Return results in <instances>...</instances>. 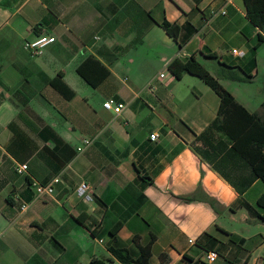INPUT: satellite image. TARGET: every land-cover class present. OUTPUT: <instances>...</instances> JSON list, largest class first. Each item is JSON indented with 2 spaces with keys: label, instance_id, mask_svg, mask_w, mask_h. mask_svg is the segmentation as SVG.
<instances>
[{
  "label": "crops",
  "instance_id": "1",
  "mask_svg": "<svg viewBox=\"0 0 264 264\" xmlns=\"http://www.w3.org/2000/svg\"><path fill=\"white\" fill-rule=\"evenodd\" d=\"M162 19L177 24L175 40ZM38 33L55 39L30 55L22 41ZM258 33L242 0H0V264H123L110 247L134 256V237L150 242L149 264H264L263 182L218 130L198 135L216 93L166 66L190 54L213 61L207 70L263 115L264 95L250 109L224 84L255 70ZM87 54L108 69L95 86L76 71ZM108 98L123 102L118 113L102 106ZM56 175L52 193L36 196L31 182ZM79 181L91 198L75 192Z\"/></svg>",
  "mask_w": 264,
  "mask_h": 264
},
{
  "label": "trees",
  "instance_id": "2",
  "mask_svg": "<svg viewBox=\"0 0 264 264\" xmlns=\"http://www.w3.org/2000/svg\"><path fill=\"white\" fill-rule=\"evenodd\" d=\"M242 3L246 17L264 35V0H242ZM159 25L175 40L178 30L176 23L162 19ZM263 35L258 33L256 42L250 48L247 60L248 69L253 68L255 65L254 49L257 43L264 38ZM208 55L215 56L213 52H210ZM166 66L176 78H179L183 72L196 75L218 96V104L214 118L198 135L201 136L209 128L218 130L229 141L230 151L245 161L253 176L261 179L263 189L256 198V204L263 209V212L258 214V216L264 220V114L259 115L254 111H249L241 103L236 101L230 91L222 86L193 54H190L184 60L178 57H172ZM76 71L92 86L98 84L108 73L107 67L92 54L84 56L77 64ZM247 71L249 70H242L243 76L232 72L228 75L235 79H248L250 74ZM51 83L62 92L63 88H66L67 93L64 94L65 96L72 94V90L68 88L62 79L56 78ZM261 105L264 109V99L261 101ZM114 227H117V224ZM111 231L113 232L114 230ZM203 233L208 235L213 241H216V238L207 232L204 231ZM133 240L137 247L136 255H130L124 247H110L111 253L123 264H149L150 242L140 244L135 237Z\"/></svg>",
  "mask_w": 264,
  "mask_h": 264
},
{
  "label": "built area",
  "instance_id": "3",
  "mask_svg": "<svg viewBox=\"0 0 264 264\" xmlns=\"http://www.w3.org/2000/svg\"><path fill=\"white\" fill-rule=\"evenodd\" d=\"M55 39V37L51 34H47V33H38L35 36H33L32 38H25L22 41V47L27 51L28 54L30 55H36L39 54L41 52V50L49 43L53 42ZM230 52L237 55V56H242L243 55V51L242 50H238L236 48H231ZM163 73L159 72V76H161ZM123 102L121 101H115L112 98H108L104 101H102V106L106 109H111L113 112L118 113L121 108L123 107ZM156 132H150L149 133V138L150 139H155L156 138ZM84 143H87L86 139H83ZM26 167L25 163H21L18 164L14 167L15 171L17 173H21L22 171H24ZM59 180L58 175L53 176L49 181L45 182V183H40L37 181H32V187L34 190V193L36 194V196L38 195H50L52 193L53 190V186L54 183L57 182ZM75 192L77 194H79L80 196L84 197V198H91V187L89 186V184L85 181H79L78 184L75 186ZM25 207V203H21L20 204V208H24ZM217 252L214 249H208L204 252V260L206 262H211L214 260V258L216 257Z\"/></svg>",
  "mask_w": 264,
  "mask_h": 264
},
{
  "label": "rangeland",
  "instance_id": "4",
  "mask_svg": "<svg viewBox=\"0 0 264 264\" xmlns=\"http://www.w3.org/2000/svg\"><path fill=\"white\" fill-rule=\"evenodd\" d=\"M201 62L204 63L206 69H211V64H214L213 61L202 60ZM138 64L137 60H134V62L130 64V72L136 71L135 68ZM147 67H154V63L147 64ZM120 75H125L123 70L120 72ZM224 84L232 89L236 97L240 99L246 98V101H250L248 102L250 104V109L257 110L259 107L258 99L264 95V45L255 60V70L251 72L248 79L227 80L224 81ZM89 89L92 92L89 94V104H92L96 98L95 93L98 95L99 93L97 91L93 92L91 87H89ZM243 96H245V98H243ZM218 220L220 221L221 217Z\"/></svg>",
  "mask_w": 264,
  "mask_h": 264
}]
</instances>
